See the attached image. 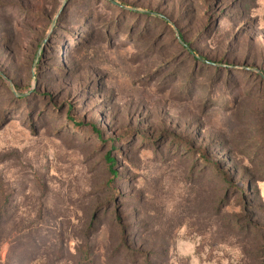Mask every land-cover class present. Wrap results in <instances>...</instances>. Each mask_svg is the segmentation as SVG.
I'll return each mask as SVG.
<instances>
[{"label":"rangeland","instance_id":"374dc122","mask_svg":"<svg viewBox=\"0 0 264 264\" xmlns=\"http://www.w3.org/2000/svg\"><path fill=\"white\" fill-rule=\"evenodd\" d=\"M263 76L264 0H0V264H264Z\"/></svg>","mask_w":264,"mask_h":264},{"label":"trees","instance_id":"16d2710c","mask_svg":"<svg viewBox=\"0 0 264 264\" xmlns=\"http://www.w3.org/2000/svg\"><path fill=\"white\" fill-rule=\"evenodd\" d=\"M62 8H63V5L60 7V10H62ZM263 78H264V76H263ZM72 122L75 125H79V124L82 125V123H80L79 121H76V120H72ZM96 135H98V137L101 136L100 131H98L97 129H96ZM107 160L109 161L110 172L114 175V177L118 176V172L115 170V166L117 164L116 160L114 158L110 157V156L107 157ZM214 165H217L218 166L219 163L216 161V162H214ZM220 174L224 175L226 177V179L228 180V178H229V172L228 171H221ZM231 186H234V185H231ZM241 192L244 193L245 190H241ZM251 226H256V224L255 223L254 224L252 223ZM239 228L240 229H243V231L244 232H247L248 234H251V232H253L252 231V228L250 229V228H248V226L239 225ZM245 228H246V231H245ZM80 252H81V254H80L79 258H80L82 264L88 263V261H94V255H93V252L91 251V249L90 250H88V249H84V250L81 249Z\"/></svg>","mask_w":264,"mask_h":264}]
</instances>
